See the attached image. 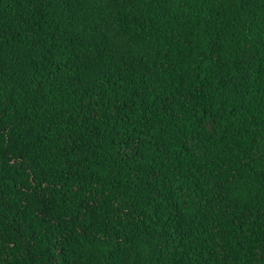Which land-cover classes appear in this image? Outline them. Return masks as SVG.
<instances>
[{
    "label": "trees",
    "instance_id": "trees-1",
    "mask_svg": "<svg viewBox=\"0 0 264 264\" xmlns=\"http://www.w3.org/2000/svg\"><path fill=\"white\" fill-rule=\"evenodd\" d=\"M0 264H264V0H0Z\"/></svg>",
    "mask_w": 264,
    "mask_h": 264
}]
</instances>
